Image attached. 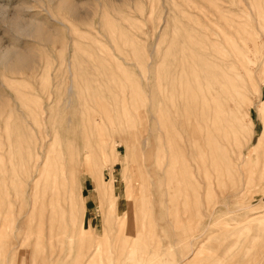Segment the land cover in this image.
Here are the masks:
<instances>
[{
    "label": "rangeland",
    "instance_id": "374dc122",
    "mask_svg": "<svg viewBox=\"0 0 264 264\" xmlns=\"http://www.w3.org/2000/svg\"><path fill=\"white\" fill-rule=\"evenodd\" d=\"M0 264H264V0H0Z\"/></svg>",
    "mask_w": 264,
    "mask_h": 264
},
{
    "label": "bare ground",
    "instance_id": "6f19581e",
    "mask_svg": "<svg viewBox=\"0 0 264 264\" xmlns=\"http://www.w3.org/2000/svg\"><path fill=\"white\" fill-rule=\"evenodd\" d=\"M227 76V75H226ZM109 196V195H108ZM128 197H130V196H128ZM129 201V200H128ZM116 202V201H115ZM114 203V202H113Z\"/></svg>",
    "mask_w": 264,
    "mask_h": 264
}]
</instances>
